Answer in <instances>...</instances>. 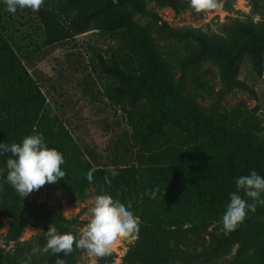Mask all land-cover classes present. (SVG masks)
I'll use <instances>...</instances> for the list:
<instances>
[{
  "label": "trees",
  "instance_id": "1",
  "mask_svg": "<svg viewBox=\"0 0 264 264\" xmlns=\"http://www.w3.org/2000/svg\"><path fill=\"white\" fill-rule=\"evenodd\" d=\"M155 1L162 6H186L183 0ZM250 1L253 9L262 14L263 0ZM224 7L233 9L229 0ZM37 12L52 44L93 29L120 37L134 59L133 65L127 67L124 62L123 66L121 56L115 54L111 58L100 55L99 71L118 82L113 94H109L111 98H127L134 104L147 101L150 120L139 142L142 150L150 149L144 156L149 162H143L140 156L141 164L113 165L119 173L116 177L106 172L110 166L89 163L65 129L58 126L59 117L48 109L37 81L1 31L0 142L10 145L19 143L24 136L42 134L47 146L58 150L65 160L61 169L66 176L55 185L84 197H90L91 188L97 187L100 195H110L139 218L137 237L122 264H203L230 252L234 245L237 251L231 264H264V203H257L256 210L247 212L229 234L209 231L215 222L222 223L238 177L252 170L264 177V140L241 124L214 118L184 92L153 35L154 31L167 39L193 43L194 50L182 63L184 73L189 67L212 60L220 67L226 91L248 89L239 77L241 65L249 55L256 74L263 75L264 21L233 18L225 35L174 28L159 20L141 26L136 14L144 12V0H44ZM161 141L168 146L162 148ZM10 156L11 153H0V168H6ZM93 167L97 171L89 183L86 174ZM106 175L110 183L105 182ZM5 176H0V215L20 216L24 222L40 221L43 232L36 237V243L42 248L49 226L58 233L70 232V220L60 209L29 203L28 196L22 200ZM239 194L243 196L242 191ZM260 200L264 201V193ZM33 246L19 245L12 254L0 248V264H25L29 256L30 264H56L57 259L63 264H76L84 251L73 245L68 254L57 256L49 251L40 258ZM113 258L112 252L101 259V264Z\"/></svg>",
  "mask_w": 264,
  "mask_h": 264
},
{
  "label": "rangeland",
  "instance_id": "2",
  "mask_svg": "<svg viewBox=\"0 0 264 264\" xmlns=\"http://www.w3.org/2000/svg\"><path fill=\"white\" fill-rule=\"evenodd\" d=\"M175 8L162 6L155 0H144V12H137L141 26L166 22L174 28H196L213 35H225L233 18L259 23L262 14L253 9L250 0H229L232 10L224 7L226 0H216L217 7L196 13L189 5ZM264 4V0L262 1ZM0 31L6 43L25 64L46 96L48 109L58 118V126L80 148L82 156L93 166L134 165L148 163L144 157L150 149L142 150L139 142L145 125L150 120L147 101L132 103L127 98H111L118 82L99 71V56H121L119 61L127 67L134 59L118 36L97 29L68 37L55 44L49 43L44 21L37 11L17 9L15 14L6 10L0 0ZM162 58L170 65L175 79L183 91L193 97L197 104L219 120L233 121L247 127L264 140V72L258 76L248 55L241 65L240 79L248 89L235 88L226 91L220 77L219 65L206 60L195 67L182 70V63L194 50L193 43L167 39L153 31ZM162 148L168 143L161 141ZM144 154V155H143ZM153 163V162H151ZM6 168H0V176ZM92 195L84 197L63 186L45 184L28 195V202L60 209L70 220V233L79 235L91 219L90 209L99 188H91ZM259 218V217H257ZM139 221V218H137ZM254 219V218H253ZM255 220V219H254ZM209 231L221 234V222H215ZM43 232L40 221H22L20 216L0 215V248L12 254L19 245L32 243L41 258L43 248L36 237ZM120 241L114 248V258L105 264H122V258L136 239ZM209 237V235H208ZM237 251L221 253L203 264H231ZM102 258L89 257L84 250L76 264H101Z\"/></svg>",
  "mask_w": 264,
  "mask_h": 264
},
{
  "label": "clouds",
  "instance_id": "3",
  "mask_svg": "<svg viewBox=\"0 0 264 264\" xmlns=\"http://www.w3.org/2000/svg\"><path fill=\"white\" fill-rule=\"evenodd\" d=\"M2 2L9 13L15 14L17 9L39 11L44 0ZM189 6L196 13H200L215 9L218 5L216 0H189ZM0 153H11L5 162L7 168L5 180L22 200L46 183L54 184L66 176L65 171L61 169V165L65 163L63 155L55 148H49L42 134L24 136L19 143L10 145L0 142ZM96 171L97 169L93 167L87 172L86 179L89 183L93 182ZM106 172L112 177L119 174L111 166ZM104 179L106 183H110L107 175ZM235 185L236 191L229 194V203L222 216L225 235L237 228L246 218L247 212H254L257 203H264L260 200L261 194L264 193V177L255 170L246 176L238 177ZM241 191L243 196L239 194ZM145 194H148L147 191ZM249 200L253 202L249 203ZM90 215L91 219L86 227L80 230L78 237L70 232L58 233L54 227L49 226L46 231V244L42 250L58 256L60 253L72 252L75 245L77 249L85 250L89 257L103 258L110 256L120 241L134 237L139 230L138 219L110 195H98L90 209ZM30 261L29 256L25 264H30ZM56 264H63V260L57 259Z\"/></svg>",
  "mask_w": 264,
  "mask_h": 264
}]
</instances>
